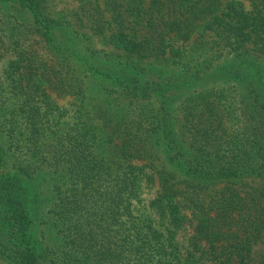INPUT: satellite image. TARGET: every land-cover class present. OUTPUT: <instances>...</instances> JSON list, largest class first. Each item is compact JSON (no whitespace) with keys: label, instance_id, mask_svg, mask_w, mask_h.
I'll return each instance as SVG.
<instances>
[{"label":"trees","instance_id":"16d2710c","mask_svg":"<svg viewBox=\"0 0 264 264\" xmlns=\"http://www.w3.org/2000/svg\"><path fill=\"white\" fill-rule=\"evenodd\" d=\"M73 1L0 0V260L264 264V0Z\"/></svg>","mask_w":264,"mask_h":264},{"label":"rangeland","instance_id":"374dc122","mask_svg":"<svg viewBox=\"0 0 264 264\" xmlns=\"http://www.w3.org/2000/svg\"><path fill=\"white\" fill-rule=\"evenodd\" d=\"M47 9L50 11L52 15L55 17H58L60 19H67L71 18V15L73 11L76 10V3L73 0H45ZM166 74H167V69ZM109 83V80H105L102 82V84ZM94 84V90L98 95H101L103 97L108 96L107 91L102 86L99 85V82L96 80H93ZM112 98V97H111ZM55 175L53 173H49L48 170H42L40 174H38L37 177H35L33 180L31 179L29 181L30 189L35 194L38 193V198L41 200L43 199V205L41 206L40 213L38 215L32 216V233L34 237H36L40 245L42 247H45V244L47 242V237L45 236L47 234V230L51 227V224L46 222H42V219H46V213L49 204L52 201L53 198V189L52 184L54 180ZM37 198V199H38ZM47 256V254L42 255L43 258H41L42 264H47L49 261L48 259L44 258ZM0 264H3V261L0 260Z\"/></svg>","mask_w":264,"mask_h":264}]
</instances>
